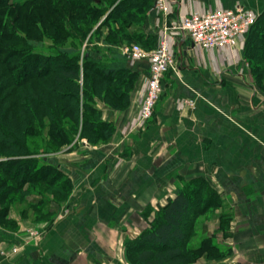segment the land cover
Instances as JSON below:
<instances>
[{
    "label": "crops",
    "instance_id": "obj_1",
    "mask_svg": "<svg viewBox=\"0 0 264 264\" xmlns=\"http://www.w3.org/2000/svg\"><path fill=\"white\" fill-rule=\"evenodd\" d=\"M129 1L142 19L128 26V40L146 50L154 49L173 23L191 13L242 6L258 17L264 15V0H167V15L154 10L155 0ZM255 43L245 38L234 50L221 52L200 50L185 36H175L177 65L165 74L162 95L144 127L136 116L148 65L125 61V69L137 80L126 111L102 110L103 120L116 126L109 146L75 147L54 159L73 182V208L78 204V209L54 226L43 250L44 263L42 256L28 252L16 264L69 261L76 250H86L97 226L95 238H105L101 225L114 223L104 219L107 212L120 209L123 201L139 200V194L169 192L174 172L185 178H210L227 206L232 218V256L227 262L264 264V100L249 82L244 62L245 52L254 50ZM105 48L112 47L105 43ZM109 59L108 65L116 63L115 57ZM184 100H192L194 107H182ZM0 264L9 262L0 258Z\"/></svg>",
    "mask_w": 264,
    "mask_h": 264
},
{
    "label": "rangeland",
    "instance_id": "obj_2",
    "mask_svg": "<svg viewBox=\"0 0 264 264\" xmlns=\"http://www.w3.org/2000/svg\"><path fill=\"white\" fill-rule=\"evenodd\" d=\"M119 2L120 0L115 5ZM115 5H109L108 17H114H109V19L107 16L98 17L88 13L83 15L79 9H76L77 11L70 9L67 2L62 0H35L21 9L4 10L0 13V17L15 30L19 37L28 43L33 42L34 45L32 46L42 45L41 51L43 52L56 53L61 48H73L77 51L79 56V88L83 91L85 88L89 89V84L87 82L84 83L83 58L88 56V58L97 61L99 64L108 65L111 62L109 57H112L113 54L117 56L121 54L120 49L124 45H129V43L138 44L128 40V26H136V22L142 19L140 17L141 14L136 10L137 13H133L131 9L129 13H124L126 11L124 9L125 4L121 3L122 7L117 10ZM146 10H148V6H146ZM157 12L164 14L160 11ZM123 21L125 22L123 23ZM256 30L257 32H254V34H247L245 37L250 41H255L256 48L245 52L244 62L248 71L249 82L254 86L259 99L264 100V24L260 28H256ZM105 43L111 45L112 48L106 49ZM97 53L101 58L97 59ZM126 61L129 65L133 64V62ZM142 62H146L148 65V59ZM92 77L97 79L96 76ZM94 78L93 80L95 81ZM136 80V77L132 78L131 81L125 82L126 84H122L120 81H113V84L117 85V87H128V106L123 110L121 109L122 112L130 107V94L133 91ZM111 86L112 84H110ZM20 95L22 98L26 96L24 93H20ZM16 96L19 97L18 94ZM107 96L108 94L105 96L99 92L98 95H94L89 100V98L86 99L84 93L80 94L78 132L73 136V140L69 144H64L54 153L49 150L52 143L48 140L50 138L48 119H44L37 124L33 129L34 132L27 136L31 152L29 155L20 157L16 155L18 150L15 153L11 151L1 153L0 161L10 155L11 157L17 156L20 158L18 161L24 159L35 162V160L38 161L43 158L44 164L57 168L69 178L71 184V189L68 193L61 192L59 194L60 197L56 198L52 187L48 186L44 181L33 185L26 182L21 183L23 184L21 187L19 181L23 177L19 176L13 179L11 183L13 189L9 190L5 197V209L0 202V258L5 259L9 264H16L17 258L28 252L42 256L39 259H44V263L46 257L43 250L53 232L54 226L66 213L74 212L78 209V204L77 207L73 208L74 203L77 202V193L73 191V182L63 170L62 165L55 162L54 159L55 156L68 153L75 147L93 148L95 146L96 149L105 148V145L109 146L113 136L107 140H99L95 142L96 144H92L86 138L80 137L83 114L90 118L93 116V113L89 115L91 113L85 106L82 107L83 102L89 104L91 108H95L103 120L102 110L104 108L117 111L111 106ZM109 97H112L111 91ZM184 101L180 102L182 107H186L183 104ZM65 119L67 118L63 120L65 121ZM136 122L138 123V113ZM111 124L115 132L116 126L114 123ZM34 170H36V163ZM52 176L56 175L52 173L49 177ZM171 178L169 192L149 191L139 194V200L129 201L128 204L123 201L120 209L107 212V216H104V219L107 220L108 218L107 221L112 219L114 223L110 224L113 228H109V224L108 227L101 225L100 234H103L101 236L105 237L104 239L95 238V235L99 234L97 226L95 228L96 232L94 231L90 234L91 240L87 242L84 252L76 250L69 261L54 258L53 260H48L49 264H126L124 259L125 242L137 239L143 232L152 228L151 223L155 221L159 211L172 200L174 192L178 188L186 191L188 195H191L192 191H194L193 196L191 195L193 197L191 201L192 203L194 202L191 205L192 208L194 206H205L202 213L193 220L194 222L192 221L193 229L188 235L187 257L189 264H230L227 261L232 256V246L228 245L231 237L230 226L232 218L225 203L222 202L217 192L212 189L210 178H185L176 172L172 174ZM196 181H200L203 184L200 186V184H196ZM1 194L2 192H0V196ZM206 195L208 197L207 201H205L207 197L204 198ZM227 216L230 217L229 220H227Z\"/></svg>",
    "mask_w": 264,
    "mask_h": 264
},
{
    "label": "trees",
    "instance_id": "obj_3",
    "mask_svg": "<svg viewBox=\"0 0 264 264\" xmlns=\"http://www.w3.org/2000/svg\"><path fill=\"white\" fill-rule=\"evenodd\" d=\"M33 1L35 0H0V13L13 8L21 9ZM62 1H66L70 9H79L83 15L88 13L98 17L107 16L109 19L113 17H108L109 5H115L118 0ZM119 3L125 4L124 13H129L130 9L132 11L131 1L120 0ZM119 3L115 5L116 10L122 7ZM262 24L264 15L257 19L248 34L254 30L257 32L256 28H260ZM32 45L33 42L28 43L19 37L0 17V157L2 152L15 153L16 150V155L20 157L29 155L31 152L27 136L34 132V127L44 119H48L50 125L48 140L52 144L49 150L54 153L64 144H69L78 132L81 93L89 100L99 92L105 96L108 94L107 99L117 110L128 106V87L119 88L113 84V81L126 84L125 82L132 79L130 72L124 67L127 59L123 55L113 54L116 58L113 65L99 64L88 56L83 58L84 83L89 84V89L81 91L77 51L73 48H61L56 53H46L41 51L42 45ZM92 76H96L98 80ZM110 91L112 97H109ZM20 93L26 96L22 98ZM83 106L90 111L89 115L93 113V116H96L90 118L83 114L80 137L86 138L92 144L110 139L114 133L112 124L103 121L100 113L86 102H83ZM64 118L67 119L64 121ZM18 159L20 158L10 155L0 161V202L4 209L5 197L9 190L13 189L11 183L19 176L23 177L22 181H19L20 184L26 182L33 185L44 181L52 187L56 198L60 197L61 192L70 191L69 178L54 166L44 164L43 158L35 162ZM35 163L36 170L33 171ZM52 173L56 176L49 177ZM196 184L201 186L203 183L196 181ZM191 195L181 188L176 189L172 200L159 211L157 218L151 223L152 228L143 232L137 239L125 242L126 264H189L188 235L192 232L193 220L205 209V206L192 208L194 202L191 201ZM207 200L208 197L205 201ZM229 218L227 216V220Z\"/></svg>",
    "mask_w": 264,
    "mask_h": 264
},
{
    "label": "built area",
    "instance_id": "obj_4",
    "mask_svg": "<svg viewBox=\"0 0 264 264\" xmlns=\"http://www.w3.org/2000/svg\"><path fill=\"white\" fill-rule=\"evenodd\" d=\"M154 10L170 12L167 0H155ZM258 16L242 6L233 9H216L207 13H191L172 24L157 46L145 50L138 44L124 45L120 53L130 62L148 59V77L138 112V124L144 127L152 118L155 106L162 95V81L169 71L175 70L177 59L173 50L175 36L188 38L200 50H231L247 36ZM188 108L192 100H185Z\"/></svg>",
    "mask_w": 264,
    "mask_h": 264
},
{
    "label": "water",
    "instance_id": "obj_5",
    "mask_svg": "<svg viewBox=\"0 0 264 264\" xmlns=\"http://www.w3.org/2000/svg\"><path fill=\"white\" fill-rule=\"evenodd\" d=\"M185 49V48H184ZM183 55V54H182Z\"/></svg>",
    "mask_w": 264,
    "mask_h": 264
}]
</instances>
